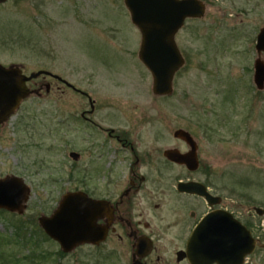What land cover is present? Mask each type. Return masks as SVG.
Segmentation results:
<instances>
[{"label": "rangeland", "instance_id": "374dc122", "mask_svg": "<svg viewBox=\"0 0 264 264\" xmlns=\"http://www.w3.org/2000/svg\"><path fill=\"white\" fill-rule=\"evenodd\" d=\"M208 3L202 17L186 19L175 35L185 63L170 94L152 92V77L137 58L140 33L123 0L1 1L0 62L18 65L27 75L48 70L85 90L96 100L95 120L103 127L130 133L142 123L140 147L160 160L163 150L182 147L175 130L190 132L201 163L191 177L207 180L223 197L225 210L260 242L246 264H264V214L254 211L264 209V86L253 83L254 36L264 26V0ZM259 57L264 60V52ZM31 80L28 86L39 93L26 97L0 126V177L20 176L31 190L22 214L0 210V237L12 238L0 247L6 251L0 264H128L121 251L104 253L87 244L59 256L58 243L38 231V217L48 215L62 193L77 185L90 190L94 179L103 183L102 173L92 170L99 152L91 148L102 138L78 119L82 108L89 109L85 97L45 74ZM70 151L83 152L81 164ZM106 155L108 160L111 154ZM160 165L164 175L154 187L160 190L161 213L170 214L175 178L168 176L174 172ZM152 186L144 193L150 196ZM22 222L20 241L32 230L37 246L11 237ZM115 240L112 246H119ZM13 254L19 261L11 260Z\"/></svg>", "mask_w": 264, "mask_h": 264}, {"label": "water", "instance_id": "95a60500", "mask_svg": "<svg viewBox=\"0 0 264 264\" xmlns=\"http://www.w3.org/2000/svg\"><path fill=\"white\" fill-rule=\"evenodd\" d=\"M4 1V0H0ZM131 22L141 35L138 58L149 70L152 77V92L157 95L170 94L173 90L175 72L184 65L176 42L175 34L186 18H200L205 11L202 0H123ZM257 50L264 51V29H261L256 44ZM253 82L258 89L264 86V61L258 56L253 63ZM41 74L51 75L68 81L47 70H38L28 75L18 65L4 66L0 63V124L19 107L21 101L33 90L27 82ZM174 136L185 141L190 150L180 152L176 148L164 151L169 160L184 164L194 170L198 166L196 142L183 129L174 131ZM73 157V152L70 153ZM181 191L204 195L215 200L197 182L179 183ZM30 187L17 175L0 177V209L22 214L30 195ZM212 202V201H210ZM103 204L82 191L67 192L60 198L50 215L41 214L38 224L64 252L73 250L83 243L104 239L105 229L98 228L97 238L92 235L94 218ZM258 215L264 209L254 208ZM257 240L240 221L226 210L206 214L194 228L187 243V257L192 264H243L245 256L255 249Z\"/></svg>", "mask_w": 264, "mask_h": 264}, {"label": "flooded vegetation", "instance_id": "af4514ba", "mask_svg": "<svg viewBox=\"0 0 264 264\" xmlns=\"http://www.w3.org/2000/svg\"><path fill=\"white\" fill-rule=\"evenodd\" d=\"M202 1L205 5V14L209 3L208 0ZM261 29H264L263 25L259 26L254 36V49L257 56H260L261 53L264 52L263 50L259 52L256 48L258 35ZM138 61L139 64L145 67L139 58ZM45 77L53 78L61 82L63 87L69 88L77 95L87 99L89 109L85 107L82 108L77 114L79 117L78 119L88 123L89 126H87V128L92 130L95 136L99 135L102 138V140H99L100 144L96 141H92L91 148L94 153L99 152L98 160L96 159L93 161L94 165L92 170L102 173L103 183L99 184L94 179L89 183L90 190H82L81 187L75 185L76 187L74 190L64 192L82 191L92 199L103 202L97 216L94 218L92 235L94 239H96L98 228H103L106 232L104 239L100 241L95 240L93 243L87 245L96 249H101V252L104 253L105 251L107 252V250L121 251L125 253L126 256H129V258H127L130 259L128 264H192L186 252L187 243L191 234L206 214L216 210H225L223 197L214 192L212 189L213 187H211V184L207 180L199 181L192 178L191 173H193V171L188 169L184 164L176 163L166 158L164 156L165 150L162 152V160L164 162H162L158 156L149 153L148 150L144 151L140 147L142 140L140 134H142V130H138L143 125L142 123H135L132 125L133 130H130V133L121 129V131H119L114 127H103L95 120L94 112L96 111V100L93 99L90 94L71 83V85H69L63 80L57 79L51 75H45ZM28 83H30V81ZM44 86L45 93H48L51 89L50 84L45 82ZM57 88L60 89L59 86H57ZM32 90L33 93L35 91H37V94L39 93L38 90H34L33 88ZM60 91L63 92L64 89ZM2 124H0V126ZM136 136L139 137L137 138ZM157 138L158 135L152 137L153 143H157ZM178 140L182 143V147L174 146L173 148L178 149L180 152H187L190 150V146L185 141L181 139ZM195 142L198 167L194 172L198 170L201 164L198 155L199 145L196 140ZM107 143L113 146L112 150H106L104 148ZM71 152L74 154L73 157L70 155ZM106 154H111L108 160L105 159V157L107 158ZM68 155L76 161L78 165L81 164L83 152L70 151ZM161 163L170 166V169L174 172L169 175L168 178L172 175L173 178H175L172 184L174 190L173 202L168 200V208L171 213H163L164 216L161 213L162 202L158 192L160 190L157 191L154 187L155 184L160 182V178L164 175L163 168L160 165ZM77 167L79 168V166ZM188 182L200 183L215 200H209L204 195L178 189L179 183ZM76 183L80 182L77 181ZM150 183H152L153 186L152 190L148 191L150 194L149 196L147 193H144V189L152 185ZM64 193L61 194L60 198ZM142 196H147V198ZM143 203L145 205L144 207L142 206ZM168 208L166 207V210H168ZM52 211L48 215H50ZM166 216H168V218ZM160 226L164 228L163 235L160 232ZM161 236L164 237L162 238ZM114 239H116L115 241L118 242L119 246H112ZM258 243L260 242L258 241ZM82 245L86 244H81L76 248ZM248 257L249 255L245 257L244 264L247 263Z\"/></svg>", "mask_w": 264, "mask_h": 264}, {"label": "trees", "instance_id": "16d2710c", "mask_svg": "<svg viewBox=\"0 0 264 264\" xmlns=\"http://www.w3.org/2000/svg\"><path fill=\"white\" fill-rule=\"evenodd\" d=\"M2 211H4V212H6L5 210H2ZM23 225H24V223L22 222V223H20V224H18L17 226H16V234L14 235L13 233V235L11 236V237H13V240L14 241H16L17 243H19V244H21L22 246L24 245L25 246V244H27V245H31V247L33 248V247H35V246H37V242L34 240V239H32L33 237H35V231H30V234H28V235H24V242H22V241H20L21 239H22V235H21V232H22V230H23ZM24 228H25V226H24ZM38 231L40 232V233H42V235L44 236V237H46L47 239H49L48 238V236L43 232V230L40 228V226L38 225ZM29 232V231H28ZM20 235H21V237H20ZM5 237L6 236H2V237H0V247L2 246V244H4V243H9V241H11V239L12 238H6L5 239ZM13 242V241H12ZM56 254H58L59 256H63L64 254H63V252L61 251V250H58L57 252H55ZM3 254H4V256H5V254H6V251L3 249H0V258L2 259L3 258ZM35 253H32L31 254V256L32 255H34ZM29 256V255H28ZM27 256V258H29ZM13 257H14V259H15V262L16 261H19V258L18 257H16V256H14V254L11 256V260H13ZM41 257H46L44 254L43 255H41ZM6 260H8V259H6ZM29 261V260H28ZM13 262V261H12Z\"/></svg>", "mask_w": 264, "mask_h": 264}]
</instances>
